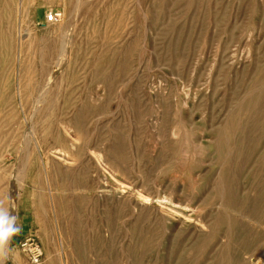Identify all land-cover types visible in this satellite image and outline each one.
Returning <instances> with one entry per match:
<instances>
[{
    "label": "rangeland",
    "instance_id": "374dc122",
    "mask_svg": "<svg viewBox=\"0 0 264 264\" xmlns=\"http://www.w3.org/2000/svg\"><path fill=\"white\" fill-rule=\"evenodd\" d=\"M18 2L13 14L0 8L10 88ZM65 4L68 16L52 3L26 29L50 42L81 30L63 90L94 114L69 131L94 160L45 147L57 161H17L22 136L4 148L0 204L19 229L4 264H32L29 240L41 264H264V0ZM75 113L53 117V131L67 132Z\"/></svg>",
    "mask_w": 264,
    "mask_h": 264
},
{
    "label": "bare ground",
    "instance_id": "6f19581e",
    "mask_svg": "<svg viewBox=\"0 0 264 264\" xmlns=\"http://www.w3.org/2000/svg\"><path fill=\"white\" fill-rule=\"evenodd\" d=\"M59 1L64 3L63 12L65 16H68L66 12L68 6L65 4L67 0H19V2L18 0H0L1 10L4 9L3 12L11 11L12 14L14 10L11 8L15 7V3L18 2L16 7L19 8L20 17H22L17 23V40L20 45L17 53V83L14 88H10L9 85V74L15 57L14 47L11 43L12 35L8 32L9 27H6L3 20H0V87L2 86L0 114L3 116L0 125V161H4L8 157L4 148L10 142H18L21 136L23 150L17 161H57L49 157L44 150L45 147H48L49 151L62 153L65 157H74L78 161L94 160V157H90L91 160H89L82 150L74 149V144L71 141L72 135L69 134L71 128L74 129V133H82L79 120H90L94 114L89 112L86 105L80 108L76 107L74 93L63 90V83L72 75L75 66H79V60L71 58V48L67 50V46L72 37L78 34L76 32L80 33L81 30L76 29L75 26V30L72 32L64 35L59 34L50 42L52 36L49 38L44 36L41 39L38 35L33 36L31 29H26V18L32 21V12H34L32 18H36L41 14L40 9L47 8L50 4ZM77 3L79 5V2ZM70 6L74 7L75 5L71 4ZM77 8L79 7L77 6ZM71 9L75 11V8ZM56 13L61 16V19L52 25H57L62 20V13L59 11ZM23 41H25L24 44H21ZM76 54L78 58L80 53L76 52ZM37 62L40 66L38 72L33 67ZM86 65H88V61L85 59L82 67ZM71 110H75L76 113L71 117L70 126L65 127L67 132L53 131V117L65 118ZM26 112L28 114H25ZM75 121L80 123L79 126L74 125ZM12 176L14 177L15 174ZM14 200L16 199L14 198ZM19 203L20 201L17 204L12 202L11 205L18 212L21 209ZM11 213L16 220L17 212ZM23 247L30 250L32 264L42 263V254L31 240L25 242Z\"/></svg>",
    "mask_w": 264,
    "mask_h": 264
},
{
    "label": "clouds",
    "instance_id": "9594fccd",
    "mask_svg": "<svg viewBox=\"0 0 264 264\" xmlns=\"http://www.w3.org/2000/svg\"><path fill=\"white\" fill-rule=\"evenodd\" d=\"M10 213L6 207L0 204V264H4L9 255V243L11 236L19 229L13 228L15 217L9 219Z\"/></svg>",
    "mask_w": 264,
    "mask_h": 264
},
{
    "label": "built area",
    "instance_id": "2783aa9c",
    "mask_svg": "<svg viewBox=\"0 0 264 264\" xmlns=\"http://www.w3.org/2000/svg\"><path fill=\"white\" fill-rule=\"evenodd\" d=\"M61 19V16L57 13H50L48 16H46L45 22L46 24H54L57 23Z\"/></svg>",
    "mask_w": 264,
    "mask_h": 264
}]
</instances>
